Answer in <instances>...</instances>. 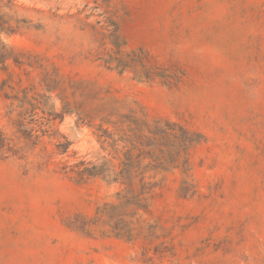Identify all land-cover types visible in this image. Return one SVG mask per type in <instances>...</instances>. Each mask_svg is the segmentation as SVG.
I'll list each match as a JSON object with an SVG mask.
<instances>
[{
	"label": "rangeland",
	"instance_id": "1",
	"mask_svg": "<svg viewBox=\"0 0 264 264\" xmlns=\"http://www.w3.org/2000/svg\"><path fill=\"white\" fill-rule=\"evenodd\" d=\"M13 8L37 27L2 35L0 264H264V0ZM104 130L143 136L131 168ZM105 160L132 191L73 171Z\"/></svg>",
	"mask_w": 264,
	"mask_h": 264
},
{
	"label": "trees",
	"instance_id": "2",
	"mask_svg": "<svg viewBox=\"0 0 264 264\" xmlns=\"http://www.w3.org/2000/svg\"><path fill=\"white\" fill-rule=\"evenodd\" d=\"M102 1H109V0H102ZM115 25L114 23H112ZM22 27H37L32 24V20H29L26 17H23L17 13V11L13 8V0H0V64L6 65V62L9 59H13L17 61L16 52L13 47L8 45L4 40L2 35H12L16 33L20 28ZM118 27L116 26L114 31L117 32ZM187 136H185V142H188L192 144L195 139L192 138V133H190L188 130L182 128ZM153 135L160 134L163 130L159 126H154L153 128H150L149 130ZM161 131V132H160ZM138 132H135L133 134V137L131 138H116L115 134L112 132H108L107 130L103 132V134L100 135V138L102 139L101 142L105 147L104 149H107L110 147L111 149L115 150L117 146L119 145L120 141H123L125 143L124 149H125V156L126 161L123 163L124 168H131L132 163L130 159V151L133 147H136L137 139L141 140L143 136L137 135ZM190 135V136H189ZM128 143L130 145H128ZM141 146H145L144 143L140 144ZM60 147V146H59ZM10 146L7 142L6 137L4 134L0 131V150H9ZM62 151H65L62 149ZM140 164V163H139ZM75 168H73V171L77 174L78 180H84L85 178L89 177H101L103 180L107 181L108 183H125L128 186V190L132 191L134 186V180L135 178H132L130 175L127 174V176L124 175V171H117L115 170L113 164L111 161L105 160L102 164H92L91 166L85 165V163L82 161L76 165H74ZM124 169V170H125ZM138 182L141 188H145L149 182L146 181V176L144 174L139 175Z\"/></svg>",
	"mask_w": 264,
	"mask_h": 264
}]
</instances>
